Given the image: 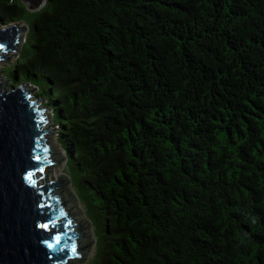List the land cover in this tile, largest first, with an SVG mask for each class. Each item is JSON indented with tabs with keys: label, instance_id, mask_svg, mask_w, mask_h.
I'll use <instances>...</instances> for the list:
<instances>
[{
	"label": "trees",
	"instance_id": "16d2710c",
	"mask_svg": "<svg viewBox=\"0 0 264 264\" xmlns=\"http://www.w3.org/2000/svg\"><path fill=\"white\" fill-rule=\"evenodd\" d=\"M28 14L93 264H264V0H0Z\"/></svg>",
	"mask_w": 264,
	"mask_h": 264
},
{
	"label": "water",
	"instance_id": "95a60500",
	"mask_svg": "<svg viewBox=\"0 0 264 264\" xmlns=\"http://www.w3.org/2000/svg\"><path fill=\"white\" fill-rule=\"evenodd\" d=\"M22 1L30 11L47 2ZM20 32L18 25L0 30V59L17 49ZM34 90L0 87V264H66L77 251L76 219L64 193L58 196L63 180L44 183L41 172L52 164L54 147L46 137V108L31 98Z\"/></svg>",
	"mask_w": 264,
	"mask_h": 264
},
{
	"label": "rangeland",
	"instance_id": "374dc122",
	"mask_svg": "<svg viewBox=\"0 0 264 264\" xmlns=\"http://www.w3.org/2000/svg\"><path fill=\"white\" fill-rule=\"evenodd\" d=\"M30 12L33 13L35 11ZM34 18V14H28L22 20L24 22H11L9 24H3L2 22H0V30L5 29L6 27L11 28L13 25H18L21 30L18 37V42L16 44L17 49L11 50L10 53L3 58L4 60L0 61V85L2 86L1 88L3 90H9L12 86L15 85H17L15 86L16 88H20L23 85H29L35 88V90L31 93L32 100H34L36 103H39L40 99H43L40 105L41 107H44V105H46L45 117L48 122V133L46 137L50 142H52L54 147V150L50 149L52 164L44 166V171L42 170L44 183L56 181L61 182V180H65L66 185L62 188L63 190L59 187V191L60 194L64 193L66 203L68 205L67 208L74 214V217L76 219L75 222L77 223L78 227L77 251L74 257L66 264H89V262H91L90 264H93L95 263V257L97 256L96 246H98V248L102 247L101 223L99 221V218L94 215L96 211L94 212V209L88 206L85 194H83L80 190V174L73 167L71 169L66 168V154L59 146V142L57 140L58 138L56 135L57 126L53 122L54 119L52 117L51 111L49 110V104H46L50 103V100H54V97L61 96V93L59 92L57 87H55V89L51 93V86L47 84L45 79L33 78L31 81L34 83V85H30L28 82H26L27 79H25L22 72L24 60L27 57L28 52L32 50L31 40L29 39L27 41V38L29 27L31 28ZM24 43L26 44L24 45ZM18 59L20 62L19 73L21 74L22 83L11 81L13 80L14 72L16 71V62ZM35 94H39L40 99L38 97L39 95L35 96ZM51 108L55 109L53 105L51 106ZM57 171H60L59 176L57 174ZM70 182H72L71 185Z\"/></svg>",
	"mask_w": 264,
	"mask_h": 264
},
{
	"label": "snow or ice",
	"instance_id": "6c2138e0",
	"mask_svg": "<svg viewBox=\"0 0 264 264\" xmlns=\"http://www.w3.org/2000/svg\"><path fill=\"white\" fill-rule=\"evenodd\" d=\"M3 46L2 45H0V48H2ZM42 227H44V228H47V225H42ZM54 240H55V242L57 243V244H59V242H60V238H59V236H57V237H54ZM49 246V248H52L53 247V245L52 244H49L48 245ZM74 252H75V246H73V249H72Z\"/></svg>",
	"mask_w": 264,
	"mask_h": 264
},
{
	"label": "bare ground",
	"instance_id": "6f19581e",
	"mask_svg": "<svg viewBox=\"0 0 264 264\" xmlns=\"http://www.w3.org/2000/svg\"><path fill=\"white\" fill-rule=\"evenodd\" d=\"M0 87H2V86L0 85ZM59 172H60V171H57L58 176L60 175ZM56 176H57V175H56Z\"/></svg>",
	"mask_w": 264,
	"mask_h": 264
},
{
	"label": "clouds",
	"instance_id": "9594fccd",
	"mask_svg": "<svg viewBox=\"0 0 264 264\" xmlns=\"http://www.w3.org/2000/svg\"><path fill=\"white\" fill-rule=\"evenodd\" d=\"M40 104L42 103V100H40V102H39ZM45 107V106H44ZM46 108V107H45Z\"/></svg>",
	"mask_w": 264,
	"mask_h": 264
}]
</instances>
